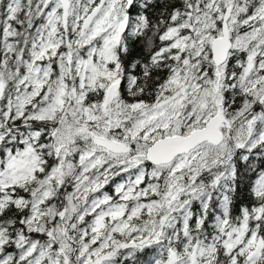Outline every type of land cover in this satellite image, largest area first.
<instances>
[{"label": "snow or ice", "instance_id": "1", "mask_svg": "<svg viewBox=\"0 0 264 264\" xmlns=\"http://www.w3.org/2000/svg\"><path fill=\"white\" fill-rule=\"evenodd\" d=\"M0 264H264V0H0Z\"/></svg>", "mask_w": 264, "mask_h": 264}]
</instances>
